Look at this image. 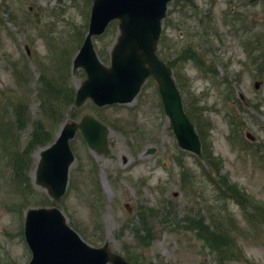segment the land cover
I'll return each instance as SVG.
<instances>
[{
	"label": "rangeland",
	"instance_id": "obj_1",
	"mask_svg": "<svg viewBox=\"0 0 264 264\" xmlns=\"http://www.w3.org/2000/svg\"><path fill=\"white\" fill-rule=\"evenodd\" d=\"M93 1L0 0V264L29 262L25 214L55 205L34 180L45 146L19 175L13 157L31 139L35 119L56 137L68 118L70 108L63 109L55 129L41 115V79L68 91L86 79L72 64ZM118 34L115 21L93 39L105 65ZM158 54L201 128L203 155L179 147L149 79L130 104L98 108L89 100L75 113L76 122L91 115L108 126V150L99 154L76 135L57 206L88 245L108 243L132 264H264V0L172 2ZM18 104L26 107L24 123ZM199 214L224 234L192 230Z\"/></svg>",
	"mask_w": 264,
	"mask_h": 264
},
{
	"label": "water",
	"instance_id": "obj_2",
	"mask_svg": "<svg viewBox=\"0 0 264 264\" xmlns=\"http://www.w3.org/2000/svg\"><path fill=\"white\" fill-rule=\"evenodd\" d=\"M170 1L173 0L93 1L89 31L73 63V71L82 68L87 74L77 90L76 107L89 98L98 107L131 103L145 81L153 77L178 145L201 156V142L184 110L172 69L157 55L162 21ZM116 19L120 36L107 67L95 51L93 37L102 35ZM78 130L92 150L104 153L108 148L109 129L92 116L62 126L56 141L40 152L35 176L36 184L45 188L57 204L65 194L69 168L75 161L70 141ZM24 235L32 252L29 264H130L112 252L108 243L99 248L88 245L68 226L57 207L29 209Z\"/></svg>",
	"mask_w": 264,
	"mask_h": 264
},
{
	"label": "trees",
	"instance_id": "obj_3",
	"mask_svg": "<svg viewBox=\"0 0 264 264\" xmlns=\"http://www.w3.org/2000/svg\"><path fill=\"white\" fill-rule=\"evenodd\" d=\"M42 90L41 95L38 96L40 98V107H41V115L45 117L47 121L53 120L55 122V129L58 128L60 123L64 121L65 115L63 117V109L70 108L69 117L74 118L76 116V110L74 109L75 102V89L66 90L64 84H56L51 82L50 80H46L44 78L41 79ZM16 115L19 122L26 121V107H23L21 104L16 106ZM188 116L191 121L196 124L194 121V115L191 112V109L188 111ZM29 118V117H28ZM67 118V117H66ZM30 119V118H29ZM32 121V119L30 120ZM34 129L31 139L29 140L26 147L23 149L21 154H15L13 157V167L17 171L19 175L21 172L30 170L31 166V157L32 151L37 147H44L51 144L55 139V131L50 132L47 129V124L40 119L34 120ZM6 130H4L5 132ZM197 132L201 134V128L197 127ZM200 136V135H199ZM203 147H205V143L202 142ZM208 158V155H207ZM20 177V176H19ZM29 183V180L25 182V184ZM204 218L199 217L196 219H192L190 221V227L192 230H197L199 234L205 238H212L216 236L223 235V229L220 225H217L215 230H211L210 226L204 225ZM216 239H218L216 237ZM229 246L232 242H225Z\"/></svg>",
	"mask_w": 264,
	"mask_h": 264
}]
</instances>
